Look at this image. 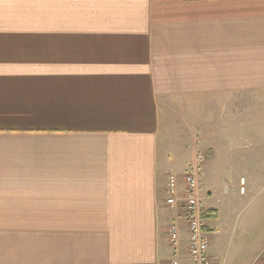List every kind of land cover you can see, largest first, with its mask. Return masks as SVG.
<instances>
[{
	"label": "crops",
	"instance_id": "obj_1",
	"mask_svg": "<svg viewBox=\"0 0 264 264\" xmlns=\"http://www.w3.org/2000/svg\"><path fill=\"white\" fill-rule=\"evenodd\" d=\"M257 90L264 0H0V264H190L168 173ZM211 198L212 264H264Z\"/></svg>",
	"mask_w": 264,
	"mask_h": 264
},
{
	"label": "rangeland",
	"instance_id": "obj_2",
	"mask_svg": "<svg viewBox=\"0 0 264 264\" xmlns=\"http://www.w3.org/2000/svg\"><path fill=\"white\" fill-rule=\"evenodd\" d=\"M253 94L245 92L239 106L238 126H228L219 132L220 120L212 119L205 133L192 135V139H204V149L212 146L206 149L209 159L202 180L210 194H203L206 202L208 195L212 196L211 202L218 208L221 221L232 231L223 255L231 262L234 257L239 260L236 250L242 240L252 239L258 225H264V91ZM207 205L213 218L219 215ZM245 226L253 228L246 230Z\"/></svg>",
	"mask_w": 264,
	"mask_h": 264
},
{
	"label": "built area",
	"instance_id": "obj_3",
	"mask_svg": "<svg viewBox=\"0 0 264 264\" xmlns=\"http://www.w3.org/2000/svg\"><path fill=\"white\" fill-rule=\"evenodd\" d=\"M193 147L195 157L184 174L180 175L175 170L168 173L165 206L170 210L171 221L167 232L170 244L177 252L186 231L190 264H212L208 221L214 215L202 192L207 155L199 141ZM171 264H181L178 255L174 256Z\"/></svg>",
	"mask_w": 264,
	"mask_h": 264
}]
</instances>
